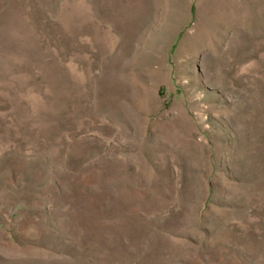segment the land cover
<instances>
[{
  "label": "rangeland",
  "instance_id": "374dc122",
  "mask_svg": "<svg viewBox=\"0 0 264 264\" xmlns=\"http://www.w3.org/2000/svg\"><path fill=\"white\" fill-rule=\"evenodd\" d=\"M0 264H264V0H0Z\"/></svg>",
  "mask_w": 264,
  "mask_h": 264
}]
</instances>
